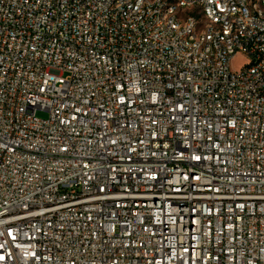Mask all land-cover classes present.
Here are the masks:
<instances>
[{"label":"built area","instance_id":"2783aa9c","mask_svg":"<svg viewBox=\"0 0 264 264\" xmlns=\"http://www.w3.org/2000/svg\"><path fill=\"white\" fill-rule=\"evenodd\" d=\"M0 264H264V0H0Z\"/></svg>","mask_w":264,"mask_h":264},{"label":"rangeland","instance_id":"374dc122","mask_svg":"<svg viewBox=\"0 0 264 264\" xmlns=\"http://www.w3.org/2000/svg\"><path fill=\"white\" fill-rule=\"evenodd\" d=\"M244 62H246V57L242 53H238L231 59L230 65L233 70H238ZM37 115L45 117L47 113L44 111H37Z\"/></svg>","mask_w":264,"mask_h":264}]
</instances>
